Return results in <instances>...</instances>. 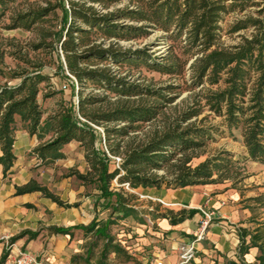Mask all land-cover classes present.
Instances as JSON below:
<instances>
[{
	"label": "trees",
	"instance_id": "obj_1",
	"mask_svg": "<svg viewBox=\"0 0 264 264\" xmlns=\"http://www.w3.org/2000/svg\"><path fill=\"white\" fill-rule=\"evenodd\" d=\"M15 1L0 0L3 15ZM124 1V7L110 10ZM45 2V7L13 13L6 28L30 31L51 11L61 9L59 31H39V41L30 48L36 51L52 47L53 42L59 44L66 70L59 62L58 71L67 79H75L78 101L74 107L60 104L43 119L39 96L42 94L45 99L54 94L42 93V85L49 80L42 72L43 66L32 65L33 71L14 72L12 78L18 77L20 82L0 86V173L6 175L15 162L13 147L18 123L42 141L48 137L33 151L43 164L63 158V146L72 141L79 143L89 170L85 174L73 171L71 175L84 184L96 185L106 201L103 210L111 209L106 220L74 227L85 236L90 235V239L94 237L95 241L86 248L88 255L99 242L104 243L102 259L111 252H122L120 245L114 243L110 227L137 214L132 197L111 189L115 179L131 188L182 189L225 182H231L234 188L246 178L238 166L248 161L264 163V0H55L54 5L49 0ZM148 29L161 32L160 38L171 42L161 61L153 59L146 50H126L118 45L120 41L141 39ZM48 38L52 40L50 44L46 43ZM3 54L0 51V64ZM106 61L120 67L145 65L161 75L182 78V82L143 87L129 83L126 77H117L108 67H98ZM88 84L108 90L116 99L110 102L107 96L93 93L84 96ZM183 91L189 92L183 107L175 110L172 117H165L164 109ZM160 116V125L144 138H128L137 125L151 123ZM211 117L220 118V125L207 124ZM96 127L102 128L108 152L121 156L119 167L112 171L106 152L95 146ZM234 132H238L239 138ZM212 133L233 137L244 147L246 155L236 158L220 150L193 166V159L203 154L202 150L212 141ZM159 171L164 174L157 175ZM32 192H40L59 207L77 206L64 203L35 181L16 188L17 195ZM261 197L248 200L264 207ZM156 213L157 218L176 225L197 211L155 210ZM138 222L143 224L140 219ZM51 230L63 235L70 232L62 227ZM247 235L251 238L249 247L260 249L257 242L261 238L247 231H243L241 248Z\"/></svg>",
	"mask_w": 264,
	"mask_h": 264
},
{
	"label": "crops",
	"instance_id": "obj_2",
	"mask_svg": "<svg viewBox=\"0 0 264 264\" xmlns=\"http://www.w3.org/2000/svg\"><path fill=\"white\" fill-rule=\"evenodd\" d=\"M70 144L79 143L72 141L67 145ZM38 145L36 135H30L25 127L18 123L13 147L15 162L5 176L0 173V260H4L10 250L12 254L26 251L48 264H73V256L80 249L79 238H83V241L90 239V235L85 236L81 230L74 227L87 226L93 220H106L107 211L102 208L106 201L100 197L99 190L89 189L90 185H84L79 180L77 183L75 177L53 185H41L31 173L33 169L30 168H33L35 161L29 163L26 159V154L31 152L37 158L33 151ZM248 162L258 166L264 164ZM77 169L79 173L85 174L89 166L83 163L81 168ZM30 181H35L40 186L52 187L61 200L71 205L75 203L77 206L67 209L59 207L40 192L17 195L16 188ZM67 182L73 184V188L69 191L65 190L68 186ZM138 189L142 192L147 191V196L139 195V197L157 200L175 213L191 209L197 211L191 218L176 225H171L167 219L158 218L159 229L156 231L148 230L145 224L137 223L138 231L144 232L147 229L148 235H141L138 245L144 252L143 257L146 258L144 260L146 262L150 260L149 264H155V260L162 264H178L177 248L182 244L191 243L195 248V256L188 264H264L262 246L264 223L253 219L251 205L243 202L247 196H241L235 188L223 184H211L182 189L164 187ZM133 208L137 210L136 207ZM139 208H146V214L142 215L144 217L155 213L149 206ZM200 209L210 213L211 220L205 229L203 239L194 242L199 223L203 219ZM253 220L258 224L252 226ZM60 227L69 228V234H57L51 230ZM243 231L251 235L257 234L261 238L257 242L260 249L249 247L250 235L244 238L245 242L241 248ZM4 237H9L12 245L10 249L6 248Z\"/></svg>",
	"mask_w": 264,
	"mask_h": 264
},
{
	"label": "rangeland",
	"instance_id": "obj_3",
	"mask_svg": "<svg viewBox=\"0 0 264 264\" xmlns=\"http://www.w3.org/2000/svg\"><path fill=\"white\" fill-rule=\"evenodd\" d=\"M52 5L55 4V0H49ZM127 4V1L116 4L110 10L122 8ZM45 0H16L14 3L8 6V10L2 14V9L0 7V51H3L2 64H0V69L3 71V75L0 76V86L2 85H15L20 82V78H12L13 73L21 72L23 69H28V71H33L34 66L41 64L43 66L42 72L49 76L47 84L42 85L43 94H52L49 98H42V94L39 96V104L44 111L43 119L56 111L60 104L66 107H74L78 101V86L74 78H66L65 74H61L58 71V64L62 62L64 70H66L64 56L60 50L59 44L53 42L52 47L39 49L33 51L30 46L36 44L39 41L38 32H57L62 27V12L61 9L57 8L50 12V14L43 18L36 26L27 31L23 28L18 29H7L6 27L11 24L10 17L15 12H24L27 10H36L40 7H45ZM130 24V23H128ZM139 26L140 24H136ZM162 35L159 31H153L148 29L147 34L141 39L130 40V41H120L119 46L126 50H146L147 54L153 59L161 61L169 52V45L166 39L160 38ZM51 39L48 38L46 43L50 44ZM227 43H233L232 40L226 39ZM103 47H107V43L103 44ZM29 61V62H25ZM31 63V64H30ZM98 67H108L115 71L117 77H126L129 83H134L140 86H150V87H161L170 83L178 84L182 82V78H173L167 75H161L157 72L149 70L147 66L141 65L139 68L128 67V66H117L110 61H106L98 65ZM95 68V67H92ZM89 93L99 95L100 97L107 96L110 102H113L116 97L113 93L105 89H99L93 87V85L88 84V86L83 90L84 96ZM189 92L183 91L177 99L169 104L166 109H164L165 117H172L175 110H179L183 107V101L187 97ZM150 103V101H148ZM160 116L157 120L151 123H140L134 132L130 133L129 137H137L138 139L144 138L146 133L151 132L153 129H157L160 125ZM207 124L220 125V118H209ZM123 125V124H121ZM24 128V126H23ZM221 128H223L221 126ZM97 139L95 141V146L100 151H105L110 159L109 170L112 171L121 163V156H113L107 150V145L103 141V131L102 128H95ZM235 137H238V132L233 133ZM37 137V135H36ZM125 138V141L128 140ZM239 138V137H238ZM46 137L43 141L47 140ZM40 143L43 141L37 137ZM220 150H226L230 152L234 157H242L246 155L244 147L239 141H236L233 137H228L225 135H218L212 133V141H209L208 145L202 150L198 158L193 159L192 165H196L203 161L207 157H211ZM64 157L61 159L53 160L49 164H43L39 162L37 158L31 153L26 154L27 162L33 163V169L31 173L35 176L41 185L44 184H56L67 178L75 177L71 173L73 171H78L77 168H81L83 163H87L85 158V151L80 146V144H70L65 145L62 148ZM33 157V158H32ZM84 158V159H83ZM34 159V160H33ZM88 164V163H87ZM89 166V165H88ZM118 168V167H117ZM238 170L246 178L243 179L241 183L235 184L233 187L241 194V196L247 198L244 199L248 205H251V211L253 214V219L261 220L264 223V207H259L253 201H249V198L262 196L264 202V164L262 166L254 165L250 162H246L244 165L238 166ZM164 171H159L157 175H163ZM5 176V175H3ZM75 177V181L77 182ZM78 183V182H77ZM66 191L73 188V184L67 182ZM84 184V183H83ZM51 185V186H52ZM90 185L89 189L97 188L93 184ZM226 187H231V182L223 183ZM51 193L58 196L57 193L52 189L45 186ZM111 189L114 191L121 192L124 196L132 197L131 204L137 208V214L128 217L126 220H118L114 225L110 227V234L114 237V243L120 245L122 252L115 254L113 252L109 253L105 259L101 258V251L103 248V242H99L97 247H94L88 255L86 248L90 246L94 241V237L87 241H83V238H79L80 249L77 254L73 256V264H149L150 260L146 262L143 257L142 250L138 245V239L141 235L146 234L144 228H140L142 231H138V220L140 219L143 224L148 227V230L156 231L159 229V224L157 223V213L150 215L149 217H144L147 210L146 208H139L140 206H149L153 210H158L159 213H164L168 211V208L161 204L157 200H149L146 197L141 198L139 195L147 196V191L142 192L138 188H131L127 184H119L117 179H115L111 184ZM59 197V196H58ZM60 198V197H59ZM156 198H159L156 196ZM61 199V198H60ZM139 201H136L138 200ZM63 201V200H61ZM66 203L65 201H63ZM68 204V203H67ZM75 204V203H74ZM71 205V204H70ZM67 209V208H65ZM152 211H150L152 213ZM207 212V211H206ZM111 209H108L107 215L109 216ZM148 216V215H147ZM253 225L258 224L253 220ZM142 225V224H141ZM264 231V230H263ZM262 246L264 247V240L262 241Z\"/></svg>",
	"mask_w": 264,
	"mask_h": 264
},
{
	"label": "built area",
	"instance_id": "obj_4",
	"mask_svg": "<svg viewBox=\"0 0 264 264\" xmlns=\"http://www.w3.org/2000/svg\"><path fill=\"white\" fill-rule=\"evenodd\" d=\"M119 167V165H117ZM203 219L199 223V228L195 235L194 242H198L203 239L205 229L210 223V213L203 211ZM5 245L7 249H10L12 246L9 242V237H4ZM178 255H179V263L178 264H188L191 260H193L195 256V248L193 247V243L190 245L182 244L177 248ZM0 264H48L47 262L43 261L39 257H36L26 251H19L16 254H12L9 250V254L6 255L4 260H0ZM155 264H162V262L155 260Z\"/></svg>",
	"mask_w": 264,
	"mask_h": 264
}]
</instances>
